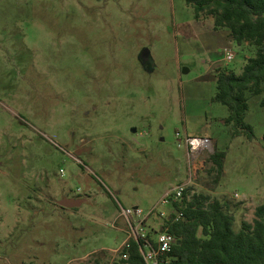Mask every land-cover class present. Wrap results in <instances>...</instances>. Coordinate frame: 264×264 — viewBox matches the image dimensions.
<instances>
[{
	"label": "rangeland",
	"instance_id": "1",
	"mask_svg": "<svg viewBox=\"0 0 264 264\" xmlns=\"http://www.w3.org/2000/svg\"><path fill=\"white\" fill-rule=\"evenodd\" d=\"M213 24L186 0H0V264H115L130 235L122 210L136 227L134 209L168 211L178 183L242 203L235 231L252 224L264 107L249 97V141L211 98L218 68L240 72L255 49H223ZM187 136L225 152L217 183L214 147L190 165Z\"/></svg>",
	"mask_w": 264,
	"mask_h": 264
},
{
	"label": "trees",
	"instance_id": "2",
	"mask_svg": "<svg viewBox=\"0 0 264 264\" xmlns=\"http://www.w3.org/2000/svg\"><path fill=\"white\" fill-rule=\"evenodd\" d=\"M186 3L192 7L195 20L201 19V15L210 16L214 30L227 31L239 47L255 49L240 72L220 68L216 71L215 94L211 98L227 108L226 123L232 126V137L244 136L251 141L253 130L245 123L249 97L259 96V105L264 107V0H186ZM224 160L225 152L214 147L209 155L208 173H216L215 183L223 174ZM241 205L186 187L181 202L172 206L182 217L174 221L173 213L165 219L152 211L143 222L144 227L149 219L154 222L146 228L145 238L127 239L115 264H145L139 248L146 241L155 247L153 236L164 231L174 237L171 252L166 255L168 264H264V205L255 208L252 224L242 221L235 231L231 210Z\"/></svg>",
	"mask_w": 264,
	"mask_h": 264
},
{
	"label": "built area",
	"instance_id": "3",
	"mask_svg": "<svg viewBox=\"0 0 264 264\" xmlns=\"http://www.w3.org/2000/svg\"><path fill=\"white\" fill-rule=\"evenodd\" d=\"M225 60L231 61L233 59V54L230 51L224 50ZM185 147H186V154L188 158V162L190 165L197 164L200 156L204 152H208L212 149L213 144L212 141L207 137H190L187 136L185 141ZM198 171H194V178L195 174ZM185 183H178L177 185L171 187L168 189L165 194L163 195L161 199V204L164 207L168 208V211H159L157 212L161 218H169L170 215L173 213L175 215L174 221H178L182 217V213L174 212V209L172 208L173 203H180L183 199V192L186 188ZM236 197H238L237 194H235ZM155 211L156 210H152ZM151 211V212H152ZM150 212V213H151ZM134 215L141 217V219L138 221L136 227H134L127 217L128 213L124 210H122V215H124L127 219V223L129 226L130 235L129 238H133L134 240L141 239L143 240L146 235V229L143 226V222L148 218L149 214L146 216L142 215L141 210L134 209ZM128 238V239H129ZM154 244L155 247H153L149 242H145L143 247L139 248L140 254L143 258V261L145 264H168L169 258L166 257L171 252L172 246L174 244V237L167 232H159L154 237Z\"/></svg>",
	"mask_w": 264,
	"mask_h": 264
},
{
	"label": "water",
	"instance_id": "4",
	"mask_svg": "<svg viewBox=\"0 0 264 264\" xmlns=\"http://www.w3.org/2000/svg\"><path fill=\"white\" fill-rule=\"evenodd\" d=\"M139 58L141 60V62L145 65H148L150 64V52L148 49L144 48L141 50L140 54H139ZM132 132L134 133L135 132V129H132ZM72 200H64L60 203V205L62 207H65V208H70L72 206V203H71Z\"/></svg>",
	"mask_w": 264,
	"mask_h": 264
},
{
	"label": "crops",
	"instance_id": "5",
	"mask_svg": "<svg viewBox=\"0 0 264 264\" xmlns=\"http://www.w3.org/2000/svg\"><path fill=\"white\" fill-rule=\"evenodd\" d=\"M222 33H221V35H222V38L224 39V41H223V43H224V48L223 49H225V47L226 48H230L232 45L234 46L235 44L231 41V39H230V37H229V34H228V32L227 31H221ZM220 33V32H219ZM218 33V34H219ZM239 47V46H238ZM231 49V48H230ZM214 62L215 63H219V61L216 59V60H214ZM222 67V66H221ZM220 67V68H221ZM219 69V68H218ZM213 147H215V144L213 145Z\"/></svg>",
	"mask_w": 264,
	"mask_h": 264
}]
</instances>
